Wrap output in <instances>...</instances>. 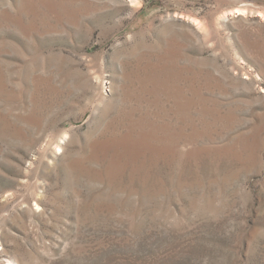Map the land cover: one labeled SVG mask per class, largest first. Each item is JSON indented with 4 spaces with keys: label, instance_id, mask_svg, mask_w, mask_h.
Instances as JSON below:
<instances>
[{
    "label": "rangeland",
    "instance_id": "1",
    "mask_svg": "<svg viewBox=\"0 0 264 264\" xmlns=\"http://www.w3.org/2000/svg\"><path fill=\"white\" fill-rule=\"evenodd\" d=\"M0 264H264V0H0Z\"/></svg>",
    "mask_w": 264,
    "mask_h": 264
}]
</instances>
